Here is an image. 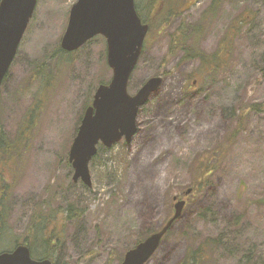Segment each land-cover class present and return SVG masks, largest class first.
Instances as JSON below:
<instances>
[{"label": "rangeland", "instance_id": "374dc122", "mask_svg": "<svg viewBox=\"0 0 264 264\" xmlns=\"http://www.w3.org/2000/svg\"><path fill=\"white\" fill-rule=\"evenodd\" d=\"M76 1L38 0L2 84L0 147L7 151L0 148V185L20 198L8 212L0 253L23 240L37 212L48 222L44 235L53 227L62 232L58 264H118L140 237L166 223L173 198L181 196L187 201L182 216L147 264H178L209 238L218 244L208 264H264V111L248 109L264 103V0H218L212 12L214 0H197L163 33L154 24L128 91L136 94L154 76L163 77L162 85L140 110L129 144L99 145L90 163L92 188L73 181L68 153L112 70L103 36L74 52L60 48ZM135 1L140 9L146 4ZM179 28L185 46L206 55L230 40L226 62L203 72L198 59L184 60L185 48L172 53ZM218 146L216 168L186 196L196 159ZM72 204L79 215L66 219ZM36 244L40 254L42 241Z\"/></svg>", "mask_w": 264, "mask_h": 264}, {"label": "water", "instance_id": "95a60500", "mask_svg": "<svg viewBox=\"0 0 264 264\" xmlns=\"http://www.w3.org/2000/svg\"><path fill=\"white\" fill-rule=\"evenodd\" d=\"M38 0H0V96L3 81L17 55L20 43L34 15ZM149 25L139 15L135 0H77L70 9L61 48L73 52L100 35L106 39L107 63L112 69L108 83L100 84L92 104L85 110L69 150L73 181L93 186L90 163L102 143L111 148L122 139L130 143L138 130L137 118L158 91L163 77L154 76L131 95V76L143 53ZM192 191L189 188L186 194ZM177 200V196L174 198ZM186 200L175 203V213L159 230L126 251L119 264H147L160 248L166 233L182 215ZM0 264H54L35 259L28 245L0 253Z\"/></svg>", "mask_w": 264, "mask_h": 264}, {"label": "trees", "instance_id": "16d2710c", "mask_svg": "<svg viewBox=\"0 0 264 264\" xmlns=\"http://www.w3.org/2000/svg\"><path fill=\"white\" fill-rule=\"evenodd\" d=\"M197 0H144L146 3L142 9L138 7L137 3V9L139 14L141 15L144 22L148 23L150 26L149 34L148 36H151L154 33V24L156 23V30L158 31V34L163 33L166 30L167 25L172 21V19H176L177 17L181 16L183 11L187 8H189L193 3H195ZM217 1L214 0L211 8V12L217 6ZM245 21V19L239 18L238 23H241ZM185 30L184 28H179L176 32L173 33V39L171 44L170 51L173 53L177 49H183L185 48L184 53V60H189L191 58L198 59L201 64V71L203 72H216L218 69H220L221 65L226 62L224 60V55H226L229 52V49L231 47L230 40L224 45L221 46V50L213 55H206L202 51L197 50L193 46L186 47L185 41L187 40V35L185 36ZM223 48V49H222ZM251 110H258V111H264V103H256L252 104L248 107V109ZM247 109V110H248ZM241 117L244 115L241 114ZM240 117V120L242 119ZM239 121V119H238ZM243 122H240L238 124V128L234 131V133L229 136L230 139H234L236 132L239 128L242 127ZM0 139L1 133H0ZM3 146V145H0ZM2 150H5V148L0 147ZM222 151L221 147H217L215 150L205 153L201 156H199L195 163L192 166V173L194 175V181L191 186L193 189V192H196L201 189L205 185V182L208 179V176L214 169L216 168L215 164H213L211 161L216 159L219 160V154ZM14 153V152H13ZM78 209L75 207L74 204H72L68 209V214L66 219H71L75 216H78ZM173 211V210H172ZM34 217V221L31 223L27 236H26V242L31 248V252L33 257L38 259H44L49 258L51 259L55 264H58L56 262L55 258V251L59 248V244L62 241V232L59 229H56L53 227L55 231H52L49 234H43V230L47 225L38 223L39 221V214L36 212ZM203 215V214H201ZM170 218V217H168ZM154 231L147 232L144 236L140 237L137 241L140 242L143 240L146 236L151 234ZM38 238L42 241L43 249L40 250V254L36 253L35 250H39L37 248V240ZM218 244V239L209 238L206 239L203 243L199 245L197 248H189L184 259L178 263V264H208V256L211 248L214 247V245ZM39 252V251H37ZM40 257V258H39Z\"/></svg>", "mask_w": 264, "mask_h": 264}, {"label": "flooded vegetation", "instance_id": "af4514ba", "mask_svg": "<svg viewBox=\"0 0 264 264\" xmlns=\"http://www.w3.org/2000/svg\"><path fill=\"white\" fill-rule=\"evenodd\" d=\"M67 164L68 165H71L70 162H69V160H68ZM13 193L14 192L9 189V186L6 183H4L3 185H0V236L2 235V232H3L2 230L4 229L5 221H6L8 212L10 211L9 214H11V213H13V210L15 209V207L12 206V204L13 203H17L18 202V199L20 198L18 196V193L15 192V195ZM12 195H14V196H12ZM12 198H13V202H12ZM178 199H182V197H180ZM23 210L18 213L19 214L20 221H23V220L26 219V215H25L26 212L23 211ZM35 215L36 214L33 213L32 217L29 218V221L30 222L31 221L33 222L34 221ZM11 219L14 222L15 217L14 216H11L9 218V220H11ZM38 223H41V224H44V225H48V222H43L42 223L41 217L39 218ZM26 236H27V234L25 236H23V240L16 241L17 246L21 244V241H22V243H25L26 242Z\"/></svg>", "mask_w": 264, "mask_h": 264}]
</instances>
